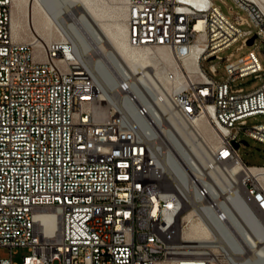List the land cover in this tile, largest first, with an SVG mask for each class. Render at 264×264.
Segmentation results:
<instances>
[{
    "label": "built area",
    "instance_id": "2783aa9c",
    "mask_svg": "<svg viewBox=\"0 0 264 264\" xmlns=\"http://www.w3.org/2000/svg\"><path fill=\"white\" fill-rule=\"evenodd\" d=\"M233 2L246 16L231 6L226 16L216 0H127L131 45L202 47L201 64L194 80L170 69L174 89L121 66L103 92L70 39L15 40L12 0H0V248L10 253L0 264H229L181 240L184 217L228 226L241 198L264 225V165L239 154L240 135L264 144V121L248 123L264 115V82L231 85L264 78V17ZM252 36L254 49L225 57L224 80L215 64L205 70ZM173 119L197 133L196 150ZM197 121L219 133L201 136Z\"/></svg>",
    "mask_w": 264,
    "mask_h": 264
},
{
    "label": "bare ground",
    "instance_id": "6f19581e",
    "mask_svg": "<svg viewBox=\"0 0 264 264\" xmlns=\"http://www.w3.org/2000/svg\"><path fill=\"white\" fill-rule=\"evenodd\" d=\"M247 1L264 17V0ZM26 13L28 28L35 37L28 42L46 46L54 40H45L42 32L46 26L49 29H56L62 35L61 39L73 41L78 56L92 72L103 92L114 86L117 71L121 72V66L134 74L148 72L156 84L161 83L168 89H174L179 84L168 80L170 69L174 70L177 82H181L182 74L192 80L197 77L202 47L196 49L178 47L171 51L163 47L149 49L131 45L126 5L122 11L126 20L125 27L120 26L116 33H110L101 25L93 0H29ZM17 27L15 20L12 19L11 6V31L15 40H19L13 34V31L17 32ZM173 122L183 133L186 142L196 150L197 133L191 127L185 129L175 119ZM196 125L203 137L212 139L219 133L204 122L197 121ZM191 224L197 225L201 232L195 234V229L190 227ZM179 230L180 238L187 242L186 244L219 249L229 264H264V225L255 211L241 198H235L230 206L228 226L216 224L208 217L197 218L189 214L184 217Z\"/></svg>",
    "mask_w": 264,
    "mask_h": 264
},
{
    "label": "rangeland",
    "instance_id": "374dc122",
    "mask_svg": "<svg viewBox=\"0 0 264 264\" xmlns=\"http://www.w3.org/2000/svg\"><path fill=\"white\" fill-rule=\"evenodd\" d=\"M227 4H223L220 0H216V4L220 6V10L226 15L233 18L234 13L230 12L228 6H231L234 9V12L246 16V13L239 9L233 2V0H225ZM29 0H13L12 4V19L15 20L17 24V32L13 34L16 39L21 41L33 40L35 37L30 32L27 25V7ZM96 9L98 10V20L101 25L110 33H116L119 31L120 26L125 27V17L122 15L123 9H125L126 0H93ZM103 10V11H102ZM100 11V12H99ZM125 20V21H123ZM242 29H246V26H242ZM44 39L47 41L61 39L62 35L56 29H49L48 26L45 27L42 32ZM50 35V36H49ZM241 42L237 41L232 43L229 47L223 49L219 52V55L222 59L212 58L204 62L205 70H209L210 64H215L218 73L216 78L218 80H224L227 76L225 71V57L233 53V58L237 59L252 49L254 45H246L240 48ZM257 55L261 61L262 66L264 67V44H261L260 49H257ZM264 82V78H256L253 75L240 78L231 83L234 89L243 88L244 91H252L260 86ZM264 121V115L251 117L248 119L249 125L261 123ZM208 136V133H205ZM210 137L212 136L209 134ZM240 140L246 141L247 144H243L239 147V154L242 160L248 165H264V144L254 140L250 137L240 135ZM191 224L190 227L195 229V234H199L201 230L196 225ZM25 250H19L16 255V260H20L19 256L24 254ZM10 253L5 248H0V258L9 257ZM58 264V262H55Z\"/></svg>",
    "mask_w": 264,
    "mask_h": 264
},
{
    "label": "water",
    "instance_id": "95a60500",
    "mask_svg": "<svg viewBox=\"0 0 264 264\" xmlns=\"http://www.w3.org/2000/svg\"><path fill=\"white\" fill-rule=\"evenodd\" d=\"M254 39H255V36H252V37L250 38V40H249V43H248V44H249V45H252V44H253V41H254ZM212 58H214V57H212ZM244 144H247V142H246V141H244ZM235 145H236V147H238V145H239V144H238V143H236Z\"/></svg>",
    "mask_w": 264,
    "mask_h": 264
}]
</instances>
